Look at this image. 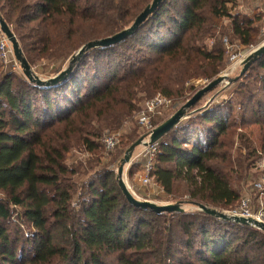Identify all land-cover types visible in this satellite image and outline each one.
<instances>
[{
    "label": "trees",
    "instance_id": "obj_1",
    "mask_svg": "<svg viewBox=\"0 0 264 264\" xmlns=\"http://www.w3.org/2000/svg\"><path fill=\"white\" fill-rule=\"evenodd\" d=\"M151 2L0 0V18L31 70L69 65L84 45L129 28ZM235 3L163 0L133 35L84 52L51 87L0 63V264H264V232L199 209L232 208L249 193L242 184L259 174L250 171L264 161V54L234 84L239 101L197 110L199 100L157 142L153 181L168 197L186 195L173 201L194 211L156 214L125 199L110 167L145 141L136 127L109 152L101 143L133 124L143 101L160 94L183 104L196 91L189 81L217 78L223 36L245 48L257 43L260 21L232 16ZM15 209L28 234L13 221Z\"/></svg>",
    "mask_w": 264,
    "mask_h": 264
},
{
    "label": "rangeland",
    "instance_id": "obj_2",
    "mask_svg": "<svg viewBox=\"0 0 264 264\" xmlns=\"http://www.w3.org/2000/svg\"><path fill=\"white\" fill-rule=\"evenodd\" d=\"M263 5H264L263 0H236V3L234 6L228 7L230 9V14L232 16H236V14H240L244 18H250L253 20H259L260 21L259 23H257L259 29H258V32L256 33L258 41L253 46H249L246 48L242 47L237 43V41H235L234 39H231L227 35H225L221 38L224 47H225L224 40H226L227 45H229L231 47L230 54H246L248 56L250 53H252L254 50H256L257 48H259L261 45L264 44V6ZM221 25L226 28L229 25V21L224 19L221 22ZM220 32L221 31L219 29L217 31L216 36H219ZM205 44L210 49V48H212L214 41H213V39H210V40H207L205 42ZM230 54L226 53V47H225V65H224L223 69L221 70V72L217 76V78L222 76L226 80H224L217 88H215V90H213L211 93L207 94L206 96H204L201 99V101L199 103V107L197 108V110L205 109L208 106H210L211 104L220 103V102L226 101V100H230L233 103L239 101V98L234 95V89L236 88V86L234 84L236 82H238L241 78H243V76L241 75V71L243 69V66L241 64H238L234 67V69L225 71L230 65V62L228 60ZM67 64H68L67 62H65V63L57 62L55 64H52V65L50 64L49 66H47L46 63H42L39 67L36 66V67L32 68L31 72H33L35 74L34 76L38 77V79L45 81V80H49L51 78H54L60 72L65 70L68 67ZM5 69L7 71L11 70L10 68H5ZM14 71L16 74L23 77L20 69L14 70ZM210 82L211 81H208L205 79L192 80V81H189L187 83L186 88L193 86L196 90L195 91V93H196L197 91L201 90L203 87L208 85ZM186 95H188V94H186ZM261 96H262V98H264V94H262ZM171 102H172V105L170 108H168L166 111H164L160 115L154 117L155 121H159V119L167 120L181 106H183L185 104V103L180 104L177 102L178 104L175 105V102L173 100ZM143 103H144V101L141 103L140 106H142ZM250 106H247V111L250 108ZM236 113H237V110H235L234 115H236ZM136 114L133 116V124L127 123L123 126V129L120 130V136L122 135L125 137L131 130H134L135 127L137 129V134L139 136L142 135V132L138 129V127L135 123L136 122ZM106 133L107 132H105L104 134H106ZM120 136H119V141H120ZM233 142L235 143V147H236L237 142H236L235 138H234ZM233 147H234V145H233ZM142 150H143L142 145L135 148L129 164L124 166V170H123V180H124L126 186L128 187V189L130 190V192L133 194V196L136 199H138L139 201H149V202L155 203L159 206L176 204V203H174L173 200H177V202L179 201V202L185 203V201H187V199H188L186 195H183L182 197H176V199H175L174 196L168 197V196L164 195L160 188L156 189V187H150V188L142 187L140 185V182H139V177L141 175L140 174L141 171L139 170V167L135 168V170L133 169V172H132L133 176L132 177L128 176L127 171H128V168L131 164H137V165L139 164L140 168H141V165L144 164L145 159L143 157L140 158V154H141ZM112 154H114V155L116 154L115 150L112 152ZM73 157L77 161L86 158L85 155L78 154V153H74ZM107 160H109V158ZM107 160L103 159L102 160L103 164L107 163ZM258 161H261V160H258ZM258 161H256V163ZM110 169H114V171L116 173V170L118 169V165H115V166L113 165L110 167ZM139 171H140V173H139ZM260 172H261V170L255 171L254 169H253V171H250V173H255V174L259 173V174L255 175L253 178H251V184L250 183H248L247 185L242 184L241 188H239V191L242 192V195H244L243 194L244 190H246V191L249 190V193L252 192L251 194H253L254 196H251L249 193H247V195H249L250 198L251 197L255 198L257 193L253 192L251 190H252V185L258 180ZM0 198H3V196H1V194H0ZM183 206L184 207H182V208H184L188 212H192L195 210L194 208H192L189 205L183 204ZM235 206H232V208H234ZM232 208H230V209H232ZM209 209H212V208H209ZM213 210H215L216 212H219V213H224L225 211H228L229 208L213 209ZM18 213H19V210L15 209V213H14L12 219H14L13 220L14 222H17L18 224H22L20 227L23 230L22 229L21 230L28 234L29 231L31 232L30 227L26 224L21 223V221L17 219Z\"/></svg>",
    "mask_w": 264,
    "mask_h": 264
},
{
    "label": "water",
    "instance_id": "obj_3",
    "mask_svg": "<svg viewBox=\"0 0 264 264\" xmlns=\"http://www.w3.org/2000/svg\"><path fill=\"white\" fill-rule=\"evenodd\" d=\"M163 0H152L151 4H149L134 20L132 25L107 38H104L102 40H97L94 42H90L86 45H84L70 60L68 67L63 70L61 73H59L54 78H51L49 80H40L36 76H34L29 69L28 64L26 61L22 58L20 50L18 48L16 39L10 30V28L5 24V22L0 18V30L1 32L6 36L9 43L11 44V48L13 51L14 59L17 61V63L20 66V69L23 72V75L28 78L32 82H36L40 86L44 87H51L54 85H57L58 83L64 81L72 72L73 66L75 62L84 54V52L90 50V49H96V48H105L110 47L119 44L120 42L127 39L129 36L133 35L139 27L151 16L162 4ZM264 54V44L261 45L259 48L254 50L252 53H250L241 63L243 66V69L241 71V75H243L251 62L259 59ZM224 80H226L224 77L220 76L216 78L215 80L211 81L208 85L203 87L201 90L197 91L186 103L181 106L172 116H170L167 120H165L160 125L156 126V128L153 130L149 142H143V138L138 139L136 142H134L129 148L126 150L120 165L117 169V181H118V187L120 188L123 196L128 201L129 204L136 208H140L143 210H151L156 214L160 213H173V212H183V209L179 206V204H169V205H157L155 203H151L149 201H139L136 199L133 194L130 192L128 187L126 186L124 180H123V170L124 166L128 165L130 162V159L132 157V154L135 150V148L139 146L145 147L147 144L151 145L154 143H157L165 134H167L169 131H171L174 127H176L180 122H182L187 116V112L189 109H191L199 100H201L205 95L211 93L215 88H217ZM200 211L216 217L218 219L224 220V221H232L237 224L242 225H248L256 228L257 230H260L264 232V224L251 220V219H244V218H232L226 216L224 213L216 212L213 209L206 208L204 206H199Z\"/></svg>",
    "mask_w": 264,
    "mask_h": 264
},
{
    "label": "built area",
    "instance_id": "obj_4",
    "mask_svg": "<svg viewBox=\"0 0 264 264\" xmlns=\"http://www.w3.org/2000/svg\"><path fill=\"white\" fill-rule=\"evenodd\" d=\"M224 44L226 47V53L230 54L231 47L227 45L226 40H224ZM246 56V54H230L228 58L230 65L225 71L234 69L236 65L242 63ZM0 63L3 67L10 68L11 70L19 69V64L13 56L11 44L1 30ZM171 105V100L160 94H156L153 98L142 104L141 109L136 114V125L142 132L145 142H149V138L153 130L156 128L153 123L154 117L166 111L171 107ZM119 136L120 133L106 134L102 138L101 143L106 152L114 149V147L118 144ZM157 152V143L151 145L147 144L141 151L140 158L143 157L145 159L144 164L141 165V175L139 177V182L142 187H156V189H159L158 185L155 184L151 177ZM253 169L255 171L263 170L264 161H258ZM252 190L257 193L255 199L252 197L250 198L249 195H244L234 208L225 211L224 214L228 217L251 219L264 224V173L259 175L258 180L252 185Z\"/></svg>",
    "mask_w": 264,
    "mask_h": 264
},
{
    "label": "crops",
    "instance_id": "obj_5",
    "mask_svg": "<svg viewBox=\"0 0 264 264\" xmlns=\"http://www.w3.org/2000/svg\"><path fill=\"white\" fill-rule=\"evenodd\" d=\"M263 3H264V0H263ZM264 6V5H263ZM142 162V161H141Z\"/></svg>",
    "mask_w": 264,
    "mask_h": 264
}]
</instances>
